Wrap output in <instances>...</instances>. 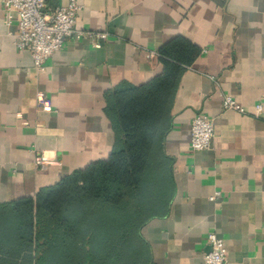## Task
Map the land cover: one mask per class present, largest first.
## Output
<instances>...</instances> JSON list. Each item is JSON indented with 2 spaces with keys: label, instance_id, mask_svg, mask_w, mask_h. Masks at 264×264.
Masks as SVG:
<instances>
[{
  "label": "crops",
  "instance_id": "1",
  "mask_svg": "<svg viewBox=\"0 0 264 264\" xmlns=\"http://www.w3.org/2000/svg\"><path fill=\"white\" fill-rule=\"evenodd\" d=\"M77 2V26L106 31L108 39L96 47L70 38L38 69L15 43L17 14L9 22L0 0V203L35 196L108 157L116 134L105 91L160 74L158 49L182 36L200 52L182 73L165 139L175 183L168 213L141 228L149 259L205 264L207 236L215 232L226 264H264V0ZM227 95L243 110L225 109ZM198 113L212 119L214 134L209 148L193 151ZM40 151L49 157L46 168L36 163Z\"/></svg>",
  "mask_w": 264,
  "mask_h": 264
},
{
  "label": "trees",
  "instance_id": "2",
  "mask_svg": "<svg viewBox=\"0 0 264 264\" xmlns=\"http://www.w3.org/2000/svg\"><path fill=\"white\" fill-rule=\"evenodd\" d=\"M199 52L176 36L158 49L160 74L105 91L116 134L109 156L0 203V264H151L141 228L166 215L174 195L165 139L180 78Z\"/></svg>",
  "mask_w": 264,
  "mask_h": 264
},
{
  "label": "built area",
  "instance_id": "3",
  "mask_svg": "<svg viewBox=\"0 0 264 264\" xmlns=\"http://www.w3.org/2000/svg\"><path fill=\"white\" fill-rule=\"evenodd\" d=\"M3 9L7 12L8 21H12L15 12L18 16L15 43L30 52L36 68L43 69L45 62L55 52L63 48L70 39H89L96 47L108 39V33L93 31L77 26V15L81 5L77 0H69L66 4L50 5L47 0H2ZM150 57L155 55L149 53ZM44 94H38V100L44 110H50L51 105L45 101ZM225 109L243 110L241 105L231 96L223 98ZM258 109L261 106L258 105ZM191 149L193 151L207 149L211 145L214 134L212 119L198 113L191 122ZM50 162L44 152H38L36 163L40 168H46ZM209 249L203 253L205 264H226L227 248L224 239L215 232L207 236Z\"/></svg>",
  "mask_w": 264,
  "mask_h": 264
}]
</instances>
